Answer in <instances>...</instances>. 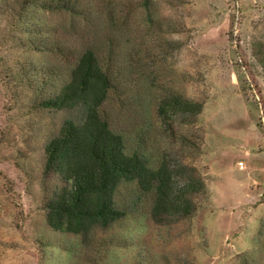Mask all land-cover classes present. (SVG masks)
<instances>
[{
	"label": "rangeland",
	"instance_id": "1",
	"mask_svg": "<svg viewBox=\"0 0 264 264\" xmlns=\"http://www.w3.org/2000/svg\"><path fill=\"white\" fill-rule=\"evenodd\" d=\"M101 9L84 22L0 0V264H264V0H104ZM86 40L112 44L106 111L127 148L203 179L195 214L155 220L140 201L86 240L47 223L59 179L43 175L44 145L66 111L37 101L53 88L42 85L50 71L68 70L72 52L56 45ZM168 93L202 103L192 122L164 121Z\"/></svg>",
	"mask_w": 264,
	"mask_h": 264
},
{
	"label": "trees",
	"instance_id": "2",
	"mask_svg": "<svg viewBox=\"0 0 264 264\" xmlns=\"http://www.w3.org/2000/svg\"><path fill=\"white\" fill-rule=\"evenodd\" d=\"M20 9L35 6L47 12L68 14L87 22L90 14L102 12L104 0H13ZM91 22V18L89 20ZM27 32V29L25 30ZM44 40L39 48H47ZM66 74L50 71L46 81L53 86L39 97L38 105L66 111L58 130L44 145L43 175L59 181L46 198L45 213L50 227L80 234L83 239L97 228H107L146 203L155 220L176 222L195 214L196 196L205 191L195 169L163 157L157 167L140 149H128L125 136L115 130L106 111L112 88L111 42L106 49L90 40L69 50ZM50 80V81H48ZM58 84L55 86L54 82ZM202 103L175 93L166 94L159 105L164 121L182 115L192 122ZM144 150V149H143ZM130 187L129 202L121 190Z\"/></svg>",
	"mask_w": 264,
	"mask_h": 264
},
{
	"label": "built area",
	"instance_id": "3",
	"mask_svg": "<svg viewBox=\"0 0 264 264\" xmlns=\"http://www.w3.org/2000/svg\"><path fill=\"white\" fill-rule=\"evenodd\" d=\"M241 166H243V165H242V162H241Z\"/></svg>",
	"mask_w": 264,
	"mask_h": 264
}]
</instances>
